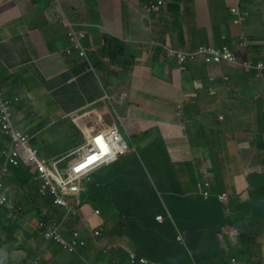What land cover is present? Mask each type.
<instances>
[{"label":"crops","instance_id":"obj_1","mask_svg":"<svg viewBox=\"0 0 264 264\" xmlns=\"http://www.w3.org/2000/svg\"><path fill=\"white\" fill-rule=\"evenodd\" d=\"M149 1L158 0H61L67 20L88 34L84 49L96 65L106 36L128 46L121 68L109 65L93 73L72 48L63 23L49 15V0H0L3 97L18 99L12 114L24 120L23 132L36 137L43 129L33 132V115L46 112L62 122L108 108L110 122L135 151L94 175L111 193L104 211L111 212L107 228L114 233L102 239L103 247L137 249L130 238L115 233L119 211L110 204L131 210L129 216L143 210L151 227V215H172L181 223L194 216L199 223L198 184L208 173L212 198L229 196L226 223L237 229L238 238L249 239L234 256L242 264H258L264 260V219L258 222L264 217V81L228 65L192 63L181 70L164 57L161 45L187 51L228 45L235 50L241 32L264 39V0H256L263 7L255 8L243 28L232 23L230 9L236 0H181V23L176 26L168 3L161 13L149 15L144 9ZM176 28H182L183 40ZM254 55L264 56V47ZM212 74L218 76L216 96L208 92ZM226 75L229 80L224 81ZM197 82L204 88L198 89ZM107 92L115 99L125 97L111 106L104 101ZM84 211L92 214L91 208ZM29 231V226L23 230ZM50 244L44 250L50 264L80 263Z\"/></svg>","mask_w":264,"mask_h":264},{"label":"clouds","instance_id":"obj_2","mask_svg":"<svg viewBox=\"0 0 264 264\" xmlns=\"http://www.w3.org/2000/svg\"><path fill=\"white\" fill-rule=\"evenodd\" d=\"M251 2L252 3L250 5L246 6L243 0L235 1V4L231 7V10L233 12L232 23L235 26L243 28L250 14L253 12L255 13V8L261 9L263 7V4L258 3V1L256 3V0H251ZM167 3L169 11L170 0L169 2H166L164 0H158L156 2L149 1L144 5V9L149 15L158 14L161 13L162 9L167 6ZM152 6L154 7V9L152 11H149L148 8ZM49 15L52 18L57 16L63 23L64 27L67 29V38L72 48L78 51L81 58H85L86 60L89 59L87 60V62L90 71L93 73H96L95 70L99 71L96 68V63L94 62V60L90 58V56L88 57L87 52L84 49L83 44L87 39L88 34L84 30H81L77 25L67 20L61 6V0H49ZM172 17L175 26L176 23H181L180 5L179 15L176 16L172 13ZM176 30L179 40H183L182 28H176ZM82 33H84L83 36L80 35ZM223 37L225 38V35ZM117 41L123 44L124 50H120V48L114 46L113 49L117 55L123 54L122 58L114 66H120L119 68H121L122 60L125 58L128 52V46L119 40ZM155 46H157V44L154 43L153 49ZM161 47L164 57L166 59L175 61L177 67L181 70H184L187 65L192 63L203 64L207 67H220L222 65H228L232 68L242 71L247 75L254 77L257 80L264 81V56L256 57L254 55V51L256 49L264 47V39L250 37L244 32H241L237 40L235 50H232L228 45H202L195 50L189 51L174 48L171 43H165L164 45H161ZM98 52L97 58L100 64ZM158 52L159 50H155L156 56ZM66 53L70 54V51L68 50L66 51ZM179 55L185 56L187 58V61L180 64L178 57ZM259 64H261L262 67H258ZM222 78L224 81L229 80V77L227 75L222 76ZM217 80L218 76L213 74L208 78V92L211 96H216L218 94L217 89L214 87V84L217 82ZM196 87L198 89H203L204 83L197 82ZM124 97L125 96H120L118 99H115V97L111 93L107 92L104 96V101L113 106V104H117V101L122 102ZM17 100L18 99L16 98L13 100H5L3 97L2 89H0V104L6 107V114L8 115V121L11 127L15 131L20 133L23 137L27 138L28 147L36 153L37 159L40 162L46 163L50 177L46 180L41 179L38 168L35 165L27 163L23 160H19L18 166L6 164L5 154L10 152L11 150H14V145L12 143L11 137L5 134L3 131H0V136L7 138V143L3 146L0 152V159L2 160L0 164V170L3 168V166H6V173L0 182V206L1 208H3L6 205L8 196L16 197L19 202V212L21 211L20 214H22L26 218L27 225L30 228L29 232L24 233L22 231L21 234L16 235V237L14 238L16 242L13 241L10 245H7L9 252H14L15 255V252L17 253L16 250L26 251L25 246L21 243L24 241L26 235L30 233L39 237L37 238V244L34 249V252H38L39 254H35L33 257L28 258L27 253H22L25 256L23 260L20 259L22 262H24L22 264H50L44 255L45 246L49 245L50 243L58 246L63 252L72 254L73 256L79 258L82 264H90L89 258H91V256L94 257L98 251L111 250L117 247H121L116 246L108 249L101 245L102 239L106 236H111L112 234H110L109 232L104 233L101 227L95 228L93 226L94 222L98 224L101 222L100 218L98 217L100 209L95 208L94 206H90L91 204H89L87 201L88 205L86 203L85 207L91 208L92 210V214H88L84 211V206H77L72 202V199L77 197V195L82 191V187L80 186V184L84 182V179H86L87 186L89 184L94 185L95 181L93 180V177L97 172L106 167L116 164L120 159L126 157L130 153V151L133 150H130L127 139L122 135L120 129L115 125V123L110 122L108 108L105 107L104 110L89 111L85 114L72 115L71 119L79 132L82 133L85 143L81 147H77L75 149L73 148V150L69 152L58 153L53 150L48 157H41L38 149L32 146L33 141L36 138H40L44 141L49 142L50 144H53L55 139L45 135L44 138H42V135L36 137L33 134L25 133L13 126L10 120V114H12V103L17 102ZM68 118H70V116H68L66 119ZM219 120L221 122L224 121V116L220 115ZM88 126H92L95 128V136L91 137V135L88 133ZM112 127H114L118 131L119 145L125 146V151L122 154L116 153L115 148L107 140V137L105 135V132L109 131V129ZM53 146L55 147L57 145L54 143ZM92 147L96 148L95 155H89V153L87 152V150ZM21 167L25 169L28 168V172H31L33 174V185L38 187L39 194L43 198L42 200L52 201L51 207L40 203V208H33V206L27 202L25 195L24 199H22L23 197L10 192L8 186L6 190V186L4 185V183H8L10 180L12 181V179L14 181L10 170L12 168L19 169ZM28 172L23 171L22 175H18V179H25ZM211 178L212 175L206 173L202 177V181L198 184V189L200 191L199 196L200 200L202 201V210L199 216V223L195 222L196 228H199L201 226L204 227L205 225L215 226L220 219H224V225L221 227L220 231L216 234L213 240L218 242L223 248H227L230 244H232L234 248H237L235 247V245L239 246V241L244 235L238 238L237 229L226 223L224 210L229 207L230 199L227 194L218 195L216 196V199L212 198L211 184L209 182ZM13 183L19 184V182ZM154 191L157 196H160L157 188H154ZM218 204L222 206L221 210L218 209ZM110 206L116 208L115 204H110ZM116 209L119 211L118 208ZM128 218L129 220H132L134 216H128ZM93 219H96L97 221ZM263 219L264 217L259 218L258 222ZM187 220L183 222V224L172 215L155 216V221L159 226L158 232L160 233H158V236L161 238L160 244H162L163 242L164 243L160 247L158 245L153 250L152 254L154 257L160 255V253L158 252L159 249L164 247L169 238H173L175 234L176 242L180 245H186V237L183 233V225L186 224ZM117 230L118 228L116 226L115 233ZM111 231L112 233H114L113 230ZM17 236L19 237V241L17 240ZM100 236H102L101 240L95 243V241H97ZM197 240L199 241L202 239L200 237H197ZM131 241L137 246V249H135V251H127L125 248L121 247L128 252V264H134L135 262L142 263L143 260H145V264H171L166 261L158 259L154 260L138 255V242H135L132 239ZM97 246L101 247L97 248ZM200 251L209 254L207 248H203ZM9 252L8 254L5 253V247L3 248L1 254L4 257H0L1 262L6 261L8 258H11L14 264L15 260L18 259V253L17 256L14 257V255L9 256ZM235 253L236 252L231 253V255L229 256L230 258L225 264H242L239 259L234 256ZM170 260L179 263L178 258H173ZM258 264H264V260H262Z\"/></svg>","mask_w":264,"mask_h":264},{"label":"trees","instance_id":"obj_3","mask_svg":"<svg viewBox=\"0 0 264 264\" xmlns=\"http://www.w3.org/2000/svg\"><path fill=\"white\" fill-rule=\"evenodd\" d=\"M244 4L250 5L251 0H243ZM181 0H170V11L176 16L179 15V5ZM231 17L233 12L230 9ZM232 19V18H231ZM114 46L124 50L123 44L118 42L112 37L104 38V46L98 52V57L100 59V64L96 65V68L100 71H106L107 66H114L122 58L123 54L117 55L114 51ZM0 89L1 85H0ZM11 115V122L13 126L19 130L25 126L24 120L15 119L13 114ZM62 121L61 123H64ZM74 130L79 134V137L82 139L79 142H75L73 148L81 147L85 141L82 136V133L76 128L73 124ZM64 138H67V135H64ZM40 139V138H39ZM7 143L6 137H1L0 139V152L3 146ZM47 141L40 139V142L37 143L33 141V147L38 149L41 157H48L50 153L54 150L58 153H61L63 146H51ZM23 171L28 172V168H19L10 170L11 175L14 178V181L10 180L8 183H4L9 188L10 192L17 194L20 197H26L27 202L33 206V208H40L42 203L48 207L52 206L51 200H42L43 198L39 194L38 187L33 185V174L28 172L25 179L19 180L18 175H22ZM95 181L94 185L89 184L86 188V193L88 196V203L90 206L100 209L98 217L101 222L98 224L94 222L95 228H102L103 232H109L113 234L111 230H108L107 225L109 220H111V212L104 211L107 207L108 202L111 198V193L108 189L102 185L97 176L93 177ZM13 182H19L13 183ZM24 199V198H22ZM87 203V205H88ZM86 205V204H84ZM115 207L119 209V220L117 223L118 230L116 233L118 235H125L135 242H138L139 251L138 255L148 257L154 260H162L171 264H225L230 258L232 252H238L243 250V245L249 241L247 236L241 238L239 241V246L234 248L230 244L227 248H223L218 242L214 241L216 234L220 231L221 227L224 225L225 220L220 219L215 226L205 225L204 227L196 228V217L190 216L186 222L183 233L186 237V245H180L176 242V234L172 238H169L166 245L159 249L160 255L153 256V250L159 245V247L164 243H161V238L158 236V224L155 221V216L151 215L150 220L154 223L153 227L149 226L148 216L143 210L138 211V216H134L132 220H129L128 216L131 214V210L127 208H119L117 204ZM19 202L16 197L8 196V201L6 205L1 208L0 206V247L8 244H11V240L22 233L27 225L26 218L19 212ZM218 209H222V206L218 204ZM11 214V215H10ZM150 213H148L149 215ZM107 215V216H106ZM108 230V231H106ZM4 236V239H3ZM211 238H210V237ZM197 237H200L202 240H197ZM31 240V242H29ZM26 248V253L28 258L33 257L34 249L37 244V239L31 233L26 235L24 241L21 243ZM3 248V247H2ZM203 248L208 249V253H203L200 250ZM3 251V249H2ZM2 253V252H1ZM0 253V254H1ZM128 252L121 248L117 247L111 250L98 251L95 256L89 258L90 264H128L129 263ZM178 258V262L171 261L170 259ZM1 261V258H0ZM1 264H13V260L8 258L6 261L0 262Z\"/></svg>","mask_w":264,"mask_h":264},{"label":"built area","instance_id":"obj_4","mask_svg":"<svg viewBox=\"0 0 264 264\" xmlns=\"http://www.w3.org/2000/svg\"><path fill=\"white\" fill-rule=\"evenodd\" d=\"M153 9H154L153 6L148 8L149 11H152ZM178 57L180 64L187 61V58L185 56L179 55ZM258 67H262V65L259 64ZM0 113L2 115V119L0 120V131H3L5 134L9 135L14 145V150H11L7 154H5L6 164L18 166L19 160H23L27 163L35 165L38 168L41 179H45V180L48 179L50 177V174L48 172V167L46 163L40 162L37 159L36 153L28 147L27 138L23 137L20 133H18L11 127L8 121V115L6 114V107L3 106L2 104H0ZM87 131L91 135V137L95 136L94 127L88 126ZM105 135L107 137V140L115 148L116 153H120V154L124 153L125 146L119 145L118 131L114 127L110 128L109 131L105 132ZM95 150L96 148L92 147L89 148L87 152L89 153V155H95ZM5 173H6V166H3V168L0 170V182L3 176L5 175ZM143 263L145 264V260H143L142 263L135 262L134 264H143Z\"/></svg>","mask_w":264,"mask_h":264},{"label":"rangeland","instance_id":"obj_5","mask_svg":"<svg viewBox=\"0 0 264 264\" xmlns=\"http://www.w3.org/2000/svg\"><path fill=\"white\" fill-rule=\"evenodd\" d=\"M54 19H58V18L54 17ZM87 60H89V59H87ZM222 104H223V102H222ZM259 106H261V105H259ZM110 113H111L112 117L114 118L113 112L111 110H110ZM212 113H213L214 117H217L219 114L216 109H213ZM73 124L74 123L71 119V116H70V118L66 119L64 123H61V121L58 120L57 116L47 114L46 112H42V113H38L36 115H33L30 119V127L34 129L33 132L34 131L38 132L39 130L43 129V131H41V133H40V135L43 136L42 138H44V135L54 138L55 141L53 142V144L55 143L56 145L63 146V148L60 152L72 151L75 142H79L82 140L79 137V134H76L77 132L74 130ZM64 135H67V138H64ZM34 141L39 143L40 139L36 138ZM127 142L129 144L130 150H132V149L134 150V148H132V146H131V143L128 140H127ZM132 143H134V141H132ZM80 186L82 187V191L77 195V197L72 199V202L77 206H84L85 207L86 205H84V204H86L88 201V196H87V193L85 191L86 186H87L86 179H84V182L82 184H80ZM18 238L19 237L17 236V240H18ZM101 238H102V236H100L97 239V241H95V243L99 242L101 240ZM99 247H101V246H97V248H99ZM16 251L18 253V259L15 260L14 264L24 263L20 260V257L22 255V253H26V251L25 250L24 251L16 250ZM20 251H21V253H20ZM17 253L15 252V255H14V252H9V256L14 255V257H16ZM35 254H39V253L34 252L33 255H35ZM49 261H50V258H49ZM79 264H82V262H80Z\"/></svg>","mask_w":264,"mask_h":264},{"label":"bare ground","instance_id":"obj_6","mask_svg":"<svg viewBox=\"0 0 264 264\" xmlns=\"http://www.w3.org/2000/svg\"><path fill=\"white\" fill-rule=\"evenodd\" d=\"M81 36H83V34H80ZM84 114V113H83ZM2 119V115H1V113H0V120Z\"/></svg>","mask_w":264,"mask_h":264},{"label":"water","instance_id":"obj_7","mask_svg":"<svg viewBox=\"0 0 264 264\" xmlns=\"http://www.w3.org/2000/svg\"><path fill=\"white\" fill-rule=\"evenodd\" d=\"M75 118V117H74Z\"/></svg>","mask_w":264,"mask_h":264}]
</instances>
